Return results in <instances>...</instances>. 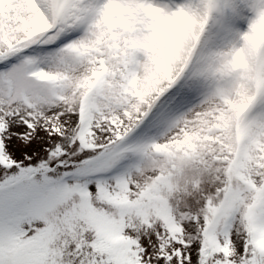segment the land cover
<instances>
[{"label": "snow or ice", "instance_id": "snow-or-ice-1", "mask_svg": "<svg viewBox=\"0 0 264 264\" xmlns=\"http://www.w3.org/2000/svg\"><path fill=\"white\" fill-rule=\"evenodd\" d=\"M0 264H264V0H0Z\"/></svg>", "mask_w": 264, "mask_h": 264}]
</instances>
